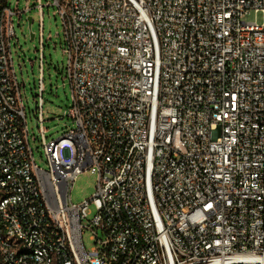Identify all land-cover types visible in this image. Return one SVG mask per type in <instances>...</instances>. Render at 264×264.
<instances>
[{
    "label": "built area",
    "instance_id": "1",
    "mask_svg": "<svg viewBox=\"0 0 264 264\" xmlns=\"http://www.w3.org/2000/svg\"><path fill=\"white\" fill-rule=\"evenodd\" d=\"M18 2L0 0V264H264V0ZM44 7L72 127L46 141L40 59L47 170L10 48L12 18L37 9L41 52ZM89 169L92 197L71 204Z\"/></svg>",
    "mask_w": 264,
    "mask_h": 264
},
{
    "label": "rangeland",
    "instance_id": "2",
    "mask_svg": "<svg viewBox=\"0 0 264 264\" xmlns=\"http://www.w3.org/2000/svg\"><path fill=\"white\" fill-rule=\"evenodd\" d=\"M17 0H7V6L14 10ZM27 0H19L18 10L24 8ZM46 2L47 0H42ZM33 0H30V6ZM53 7H44L42 16V36L44 47L40 52L39 44V15L37 9H32L24 14L20 20L14 16L12 18L14 28V38L10 40L11 56L18 83L21 86V98L26 116V128L28 131L29 146L32 150V156L35 164L43 170H47L43 150L40 144L41 136L39 133L40 123L37 121L38 113L35 109V101L38 99L37 85L40 78L41 59V77L44 92L42 94L43 107L41 127L46 130V141L55 140L67 132L71 123L67 119H62L63 112L68 107L71 98V91L68 85L62 87V68L65 66L66 57L62 54V28L58 18L53 17ZM27 17L32 18L31 28L29 30ZM248 23H262V17L251 13L245 18ZM30 33L34 35L30 40ZM58 34V37H56ZM50 36L51 41H47ZM41 53V57H40ZM22 83L24 87H22ZM34 137V141L31 139ZM64 158L69 157L68 150L62 152ZM97 174L94 169H89L78 176L69 193L70 203L79 205L83 201L89 200L96 186ZM90 220L95 215L92 205L89 206ZM87 225V221L83 222ZM91 232L84 231L82 242L86 251L93 246L90 241Z\"/></svg>",
    "mask_w": 264,
    "mask_h": 264
},
{
    "label": "water",
    "instance_id": "3",
    "mask_svg": "<svg viewBox=\"0 0 264 264\" xmlns=\"http://www.w3.org/2000/svg\"><path fill=\"white\" fill-rule=\"evenodd\" d=\"M31 23H32V22H31V18L28 17V18H27V24H28V28H29V30H30V28H31ZM33 38H34V35L30 33V40H33Z\"/></svg>",
    "mask_w": 264,
    "mask_h": 264
}]
</instances>
